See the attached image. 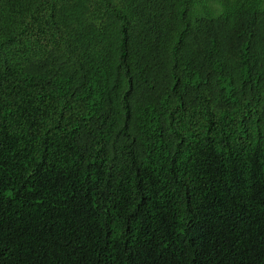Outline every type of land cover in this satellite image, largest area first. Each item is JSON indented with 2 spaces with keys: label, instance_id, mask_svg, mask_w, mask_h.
I'll use <instances>...</instances> for the list:
<instances>
[{
  "label": "trees",
  "instance_id": "1",
  "mask_svg": "<svg viewBox=\"0 0 264 264\" xmlns=\"http://www.w3.org/2000/svg\"><path fill=\"white\" fill-rule=\"evenodd\" d=\"M0 0V264H264V0Z\"/></svg>",
  "mask_w": 264,
  "mask_h": 264
},
{
  "label": "rangeland",
  "instance_id": "2",
  "mask_svg": "<svg viewBox=\"0 0 264 264\" xmlns=\"http://www.w3.org/2000/svg\"><path fill=\"white\" fill-rule=\"evenodd\" d=\"M212 2L217 5V2H220L219 0H212Z\"/></svg>",
  "mask_w": 264,
  "mask_h": 264
}]
</instances>
